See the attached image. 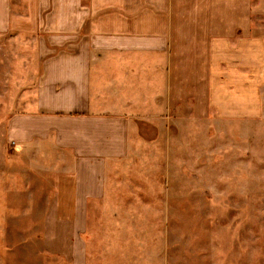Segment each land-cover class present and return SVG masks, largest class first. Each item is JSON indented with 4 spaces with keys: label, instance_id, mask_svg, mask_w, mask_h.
<instances>
[{
    "label": "crops",
    "instance_id": "0c3cea01",
    "mask_svg": "<svg viewBox=\"0 0 264 264\" xmlns=\"http://www.w3.org/2000/svg\"><path fill=\"white\" fill-rule=\"evenodd\" d=\"M263 55L264 0H0V166L39 174L9 191L69 203L43 210L48 254L89 264V217L137 139L254 117Z\"/></svg>",
    "mask_w": 264,
    "mask_h": 264
},
{
    "label": "rangeland",
    "instance_id": "374dc122",
    "mask_svg": "<svg viewBox=\"0 0 264 264\" xmlns=\"http://www.w3.org/2000/svg\"><path fill=\"white\" fill-rule=\"evenodd\" d=\"M258 61L254 117L150 133L113 162L94 204L103 212L83 233L89 264H264V55ZM26 164L7 155L0 166V264H68L45 248L43 210L69 203L53 199L49 183L47 199H30L21 183L9 191L7 177L39 175Z\"/></svg>",
    "mask_w": 264,
    "mask_h": 264
}]
</instances>
